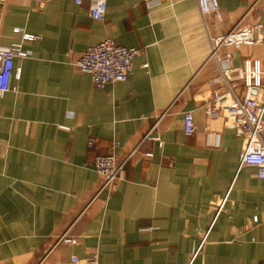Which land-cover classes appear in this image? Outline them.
<instances>
[{
  "label": "crops",
  "instance_id": "crops-1",
  "mask_svg": "<svg viewBox=\"0 0 264 264\" xmlns=\"http://www.w3.org/2000/svg\"><path fill=\"white\" fill-rule=\"evenodd\" d=\"M217 1L220 18L197 0H107L102 20L87 1L0 3V45L29 52L0 94V264H264V179L239 166L230 118L204 111L227 90L210 38L264 23V0ZM107 38L140 52L125 81L96 87L73 61ZM226 51L235 67L264 61V43ZM112 150L135 152L95 196L93 160Z\"/></svg>",
  "mask_w": 264,
  "mask_h": 264
},
{
  "label": "built area",
  "instance_id": "built-area-1",
  "mask_svg": "<svg viewBox=\"0 0 264 264\" xmlns=\"http://www.w3.org/2000/svg\"><path fill=\"white\" fill-rule=\"evenodd\" d=\"M7 0H0L5 3ZM88 2L89 15L96 20H102L106 13L107 0H74L76 5ZM149 6L159 5L161 0H145ZM199 11L204 16L209 12L221 16L217 0H197ZM22 41H32L34 35L23 34ZM264 43V23L259 20L245 23L240 20L226 34L210 38L211 57L219 64V73L213 79L215 83H224L226 92L214 94L211 101L207 102L204 111L210 118L221 115L230 118L238 136H244L242 155L239 166H252L256 175L264 179V61L247 58L241 67L231 65V52L221 54L222 48L231 47L240 50L243 46L251 47ZM140 51L136 48L125 47L116 41L107 38L89 46L74 61L75 68L91 76L94 86L101 87L110 82H123L131 74L134 58ZM29 56L21 43L10 46L0 45V94L9 90L13 75L14 58ZM243 87V95H238L235 88ZM165 114V113H164ZM163 114V115H164ZM184 132L190 136L195 131L192 112L184 113ZM148 137V136H146ZM158 139V138H153ZM118 146L113 141L112 149ZM88 147H93V140H89ZM134 150L123 160H119L112 150L108 155L95 156L93 167L99 175L96 195L102 191H110L119 179ZM150 155V154H148ZM254 221H257L256 217ZM66 243L74 242L73 237H63ZM98 257L94 254L85 260L72 257L75 264H97Z\"/></svg>",
  "mask_w": 264,
  "mask_h": 264
}]
</instances>
